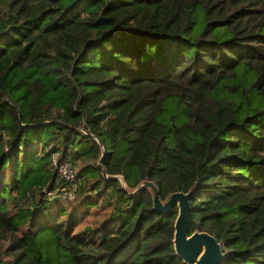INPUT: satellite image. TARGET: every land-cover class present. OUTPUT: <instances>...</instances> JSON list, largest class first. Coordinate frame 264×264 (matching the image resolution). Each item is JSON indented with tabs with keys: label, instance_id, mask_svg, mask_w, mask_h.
Masks as SVG:
<instances>
[{
	"label": "trees",
	"instance_id": "obj_1",
	"mask_svg": "<svg viewBox=\"0 0 264 264\" xmlns=\"http://www.w3.org/2000/svg\"><path fill=\"white\" fill-rule=\"evenodd\" d=\"M116 175L191 190L219 264H264V0H0V264H59L43 234L69 264H183L176 208Z\"/></svg>",
	"mask_w": 264,
	"mask_h": 264
},
{
	"label": "water",
	"instance_id": "obj_2",
	"mask_svg": "<svg viewBox=\"0 0 264 264\" xmlns=\"http://www.w3.org/2000/svg\"><path fill=\"white\" fill-rule=\"evenodd\" d=\"M101 174L107 177L102 170ZM112 177L117 179L121 188L130 195L146 190L150 196L152 210L159 214H171L173 208H176L171 241L174 254L183 264L220 263L224 255L223 248L213 236L205 231L188 232L191 190L174 191L161 199L157 187L150 180L143 179L135 186L127 187L121 176Z\"/></svg>",
	"mask_w": 264,
	"mask_h": 264
},
{
	"label": "rangeland",
	"instance_id": "obj_3",
	"mask_svg": "<svg viewBox=\"0 0 264 264\" xmlns=\"http://www.w3.org/2000/svg\"><path fill=\"white\" fill-rule=\"evenodd\" d=\"M69 193L71 192V190H68ZM62 194V192H61ZM66 196H68L69 198H72V192L67 195V194H64ZM64 201V202H63ZM67 202V203H65ZM71 203H73V201H71ZM62 205L65 209H69L71 208L70 207V203L69 201H65V200H62ZM104 213L100 212V211H97V212H94V211H91L89 216L88 217H85V219L78 225V228H81L83 227V225L87 224L88 225H95V223L98 222V220L101 218V216L103 215ZM24 226H21L20 227V230H24ZM7 242L6 241H2L1 243V248L0 250H3L6 246ZM40 244L42 245V248L43 250H45L48 254H49V258L53 261V260H57L59 264H69V258L68 256L66 255L65 251H62V249H55L54 247V243L52 241V236L50 237L49 235H45L43 234L41 237H40ZM0 258L2 260H6L7 258H9L8 256L6 255H3V254H0Z\"/></svg>",
	"mask_w": 264,
	"mask_h": 264
},
{
	"label": "built area",
	"instance_id": "obj_4",
	"mask_svg": "<svg viewBox=\"0 0 264 264\" xmlns=\"http://www.w3.org/2000/svg\"><path fill=\"white\" fill-rule=\"evenodd\" d=\"M50 163L55 169L57 175L64 180L65 182H72L74 173H75V166L69 161H59L57 160L56 153H50ZM70 190V189H68ZM66 191L64 194L69 195V191ZM72 191V190H71Z\"/></svg>",
	"mask_w": 264,
	"mask_h": 264
}]
</instances>
